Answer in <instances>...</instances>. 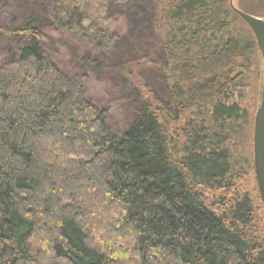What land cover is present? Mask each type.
<instances>
[{"label": "trees", "instance_id": "trees-1", "mask_svg": "<svg viewBox=\"0 0 264 264\" xmlns=\"http://www.w3.org/2000/svg\"><path fill=\"white\" fill-rule=\"evenodd\" d=\"M110 1L56 0L54 25L100 49L143 31L131 13L119 31ZM149 2L166 98L135 88L123 129L45 49L36 11L0 27L22 41L0 65V264H264L262 197L239 183L255 171L256 36L230 0Z\"/></svg>", "mask_w": 264, "mask_h": 264}, {"label": "rangeland", "instance_id": "rangeland-1", "mask_svg": "<svg viewBox=\"0 0 264 264\" xmlns=\"http://www.w3.org/2000/svg\"><path fill=\"white\" fill-rule=\"evenodd\" d=\"M130 1L134 2L133 0L109 2L111 11L118 15V30L123 34L130 30L126 17L131 13L137 23L143 27V31L138 32V29H135L133 36H128L116 46L107 49L93 47L72 32L58 30L52 17L56 0H0V27L18 26L32 11H36L39 27L45 33V49L66 73H88L85 82L86 95L98 105L112 104L111 121L115 126L123 129L139 107L136 93H133L135 88L144 84L166 98L165 81L152 64L154 52H151L150 43L155 38L152 35V31L155 33V30L149 29L151 6L146 3L150 2L145 0L143 6L142 2L134 4L130 12H127ZM233 2L236 7L250 14L256 16H261L259 12L264 14V0H233ZM138 10L140 13L137 14ZM21 42L0 29V65L8 59L12 49L19 48ZM85 55L96 58L99 65L92 67L85 64L82 61ZM257 75L255 65L248 86L244 90L243 103L251 113L256 106ZM239 183H243L242 186L251 191V195L257 193L258 183L254 170H251Z\"/></svg>", "mask_w": 264, "mask_h": 264}, {"label": "water", "instance_id": "water-1", "mask_svg": "<svg viewBox=\"0 0 264 264\" xmlns=\"http://www.w3.org/2000/svg\"><path fill=\"white\" fill-rule=\"evenodd\" d=\"M230 5L253 30L263 61L260 100L254 119V169L264 204V17L256 16L239 9L235 6L233 0H230Z\"/></svg>", "mask_w": 264, "mask_h": 264}, {"label": "flooded vegetation", "instance_id": "flooded-vegetation-1", "mask_svg": "<svg viewBox=\"0 0 264 264\" xmlns=\"http://www.w3.org/2000/svg\"><path fill=\"white\" fill-rule=\"evenodd\" d=\"M262 74H263V61H262Z\"/></svg>", "mask_w": 264, "mask_h": 264}]
</instances>
